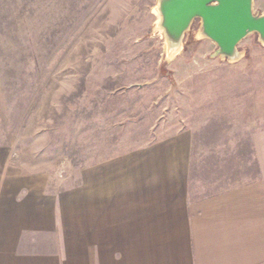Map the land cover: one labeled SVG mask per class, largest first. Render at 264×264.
<instances>
[{
    "label": "rangeland",
    "instance_id": "rangeland-1",
    "mask_svg": "<svg viewBox=\"0 0 264 264\" xmlns=\"http://www.w3.org/2000/svg\"><path fill=\"white\" fill-rule=\"evenodd\" d=\"M158 0H0V146L61 187L86 163L184 135L199 151L264 138V44L216 56L185 32L167 57ZM264 14V0H253ZM158 15V16H157ZM156 29V30H155Z\"/></svg>",
    "mask_w": 264,
    "mask_h": 264
},
{
    "label": "crops",
    "instance_id": "crops-1",
    "mask_svg": "<svg viewBox=\"0 0 264 264\" xmlns=\"http://www.w3.org/2000/svg\"><path fill=\"white\" fill-rule=\"evenodd\" d=\"M248 143L204 152L176 136L63 187L0 146V264H264V138Z\"/></svg>",
    "mask_w": 264,
    "mask_h": 264
},
{
    "label": "water",
    "instance_id": "water-1",
    "mask_svg": "<svg viewBox=\"0 0 264 264\" xmlns=\"http://www.w3.org/2000/svg\"><path fill=\"white\" fill-rule=\"evenodd\" d=\"M252 4L253 0H158L157 24L165 37L167 57L180 51L194 19L200 20L199 35L216 45L215 55L228 61L240 57L237 45L250 33H257L264 44V14H254Z\"/></svg>",
    "mask_w": 264,
    "mask_h": 264
},
{
    "label": "bare ground",
    "instance_id": "bare-ground-1",
    "mask_svg": "<svg viewBox=\"0 0 264 264\" xmlns=\"http://www.w3.org/2000/svg\"><path fill=\"white\" fill-rule=\"evenodd\" d=\"M158 16V15H157ZM156 30V29H155Z\"/></svg>",
    "mask_w": 264,
    "mask_h": 264
}]
</instances>
